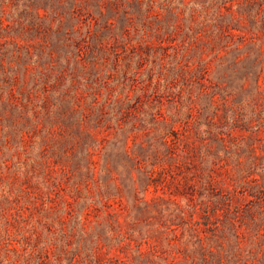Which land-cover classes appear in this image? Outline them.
Listing matches in <instances>:
<instances>
[{"label": "rangeland", "instance_id": "374dc122", "mask_svg": "<svg viewBox=\"0 0 264 264\" xmlns=\"http://www.w3.org/2000/svg\"><path fill=\"white\" fill-rule=\"evenodd\" d=\"M0 264H264V0H0Z\"/></svg>", "mask_w": 264, "mask_h": 264}]
</instances>
